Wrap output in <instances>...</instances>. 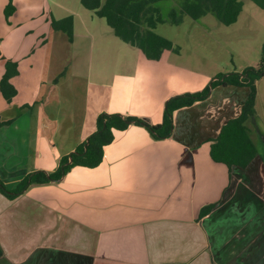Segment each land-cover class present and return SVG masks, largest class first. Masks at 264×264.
<instances>
[{
	"label": "crops",
	"instance_id": "obj_1",
	"mask_svg": "<svg viewBox=\"0 0 264 264\" xmlns=\"http://www.w3.org/2000/svg\"><path fill=\"white\" fill-rule=\"evenodd\" d=\"M65 11L77 17L66 61L58 46L66 43L64 33L50 28L45 9L16 26L32 22L29 28L16 34L7 28L0 39V78L5 59L18 64L10 80L15 95L7 101L0 92V181L8 189L28 174L54 172L95 132L101 113L155 125L170 97L200 91L210 79H191L179 66L181 51H164L158 61L128 51V67L116 74L90 51L95 35L87 22L98 19ZM28 38L35 48L23 46ZM50 41L56 49H47ZM93 58L110 68L101 83L92 78ZM249 92L215 87L173 112L169 138L154 139L130 124L114 131L97 167H73L11 199L0 192V264H264V152L231 171L209 153L210 140L240 114ZM259 96L257 89L255 109L264 125Z\"/></svg>",
	"mask_w": 264,
	"mask_h": 264
},
{
	"label": "trees",
	"instance_id": "obj_2",
	"mask_svg": "<svg viewBox=\"0 0 264 264\" xmlns=\"http://www.w3.org/2000/svg\"><path fill=\"white\" fill-rule=\"evenodd\" d=\"M163 1L167 0H80V4L97 17L104 19L114 35L124 44L140 50L146 59L152 61H158L164 51L175 54L180 52V47L174 42L154 32L160 24L179 25L184 16L198 20L210 14L223 25L229 26L237 21L246 1L264 9V0H173L176 8H172L164 15L158 6V3ZM12 12L14 8L9 0L5 8V17ZM50 26L55 31L64 32L72 42L74 34L72 16L61 20L50 19ZM5 67L6 72L0 80V92L8 101L15 95V90L8 80L17 75L18 71L15 69L16 63L12 61H7ZM261 78H264V45L257 67H247L241 72L220 73L200 91L170 97L166 102L162 120L158 124L150 125L147 120L135 116L101 113L96 119V130L86 139L87 143L85 141L76 146L73 152L63 156L54 172L37 171L28 174L13 189H8L0 181V192L11 199L31 185L59 180L73 167H97L102 162L104 148L114 138V131L124 130L130 124L145 127L154 139L169 138L173 129V112L206 99L216 86L247 87L250 91L240 114L228 120L217 137L210 140L209 151L211 159L224 164L229 171L233 166L244 169L256 156L264 152L262 147L264 125L255 109L256 82ZM213 207L214 205L204 207L199 218L208 214Z\"/></svg>",
	"mask_w": 264,
	"mask_h": 264
},
{
	"label": "rangeland",
	"instance_id": "obj_3",
	"mask_svg": "<svg viewBox=\"0 0 264 264\" xmlns=\"http://www.w3.org/2000/svg\"><path fill=\"white\" fill-rule=\"evenodd\" d=\"M8 3L9 0H0V39L2 38L4 40L6 38L4 34L7 28L14 34L29 28L32 22H28L30 24L27 23L20 28L16 26L25 21L38 18L44 9V15L49 19L55 20H61L67 17L65 10H74V12H78L79 10L81 13H79V18L84 20L98 19L97 22H87L92 34L95 35L94 44H91L90 47L91 54L96 57L100 55L98 60L104 61L105 65L112 67V70L114 69L116 74L122 66L128 67L127 61L124 62L125 55L128 51H135V49L124 44L118 37L112 34L113 32L111 30L110 36L106 34L105 31L111 28L107 26L105 20L94 16L92 11L85 9L80 4V0H11L14 12L10 13L8 17H5V8ZM175 5L173 0L158 3L164 15H167L172 8L174 9ZM68 16L73 17L74 29L77 17L76 15ZM49 31L45 35V38H48ZM11 32H9L8 37L12 35ZM154 32L171 40L180 47L182 56L178 62L180 63L179 66L189 71L191 79L208 76L210 79L206 85H209L210 81L220 73L241 72L247 67L258 66L262 45H264V9L259 8L249 1V4L245 6V10L241 13L238 20L229 26L223 25L213 15L208 14L198 20H192L188 16H184L179 25L170 23L160 24ZM63 37L66 43L60 42L58 46L62 50L64 60L66 61L67 59L65 58L70 52V46L65 33ZM23 46L26 48H35L36 43H34L32 38H28L24 39ZM56 48L54 42L50 41L47 43V49L52 50ZM0 50H2L1 45ZM49 55L47 54V57ZM92 60L95 65L92 75L93 81L101 83L105 77H108V70L110 68L104 71L98 67L96 58ZM7 61L11 60L5 59L4 66ZM15 63V69L18 71V64L17 62ZM5 72L6 67L3 75ZM68 76L70 77V74ZM11 78L13 76L9 78L8 82L12 85ZM261 79L262 81L256 87L260 94V115L264 116V78ZM64 83L70 84L71 80H67ZM76 89H80V86H77ZM62 101L63 104H67V96L65 93H62ZM52 141L55 144L56 140L54 138H52ZM49 147L50 149L52 148L51 146ZM56 148L59 149V144L56 145Z\"/></svg>",
	"mask_w": 264,
	"mask_h": 264
},
{
	"label": "water",
	"instance_id": "obj_4",
	"mask_svg": "<svg viewBox=\"0 0 264 264\" xmlns=\"http://www.w3.org/2000/svg\"><path fill=\"white\" fill-rule=\"evenodd\" d=\"M86 143H87V141H86Z\"/></svg>",
	"mask_w": 264,
	"mask_h": 264
}]
</instances>
